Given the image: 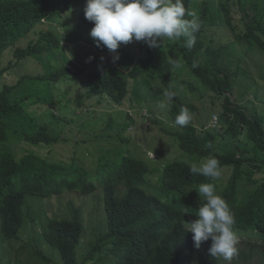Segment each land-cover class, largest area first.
<instances>
[{"label":"rangeland","instance_id":"obj_1","mask_svg":"<svg viewBox=\"0 0 264 264\" xmlns=\"http://www.w3.org/2000/svg\"><path fill=\"white\" fill-rule=\"evenodd\" d=\"M60 1L63 0H55ZM71 1L70 9L37 23L2 54L0 70L4 72L0 90L6 86L13 88L11 100L23 99V113L16 120L0 123V152H10L18 159L34 155L52 162L70 161L74 157L89 170H94L100 160L128 155L148 166L146 178L158 186L170 163L180 161L199 166L203 160L181 149L175 134L182 127L175 124L171 113L175 104L178 112L181 107L189 109V124L196 127L199 136L208 131L217 136L219 153L247 154L245 169L253 176L245 178L264 179V148L249 137L246 126L236 135L225 133L228 124L220 114L223 97L212 92L190 70L177 48L180 41L165 39L155 47L159 64H148L146 54L135 40L122 43L118 49L120 59L113 62L114 54L106 47H96L80 23V10L86 0ZM221 1L232 11L236 32L244 36L254 16L264 24V0H189L188 6L201 27L206 48L200 56V66L204 68L209 62L212 68L215 63L230 73L233 92L227 95L249 117L257 116L264 131V53L251 42L237 40L226 25ZM205 7L209 15L203 20ZM46 32H52L60 40L57 48L37 57L22 58L16 54L17 48H27ZM256 34L264 41V34ZM112 72L129 81V93L121 105L106 95L88 94L92 76L105 77ZM218 76L223 78L224 74L218 72ZM165 93L171 94L172 99L168 100ZM162 102L164 108L160 107ZM41 130L53 142L42 141L37 145L29 139ZM232 174L233 167H223L218 180L225 184ZM28 203L19 240H5L0 229V264H64L58 249L47 243L42 234L51 217L69 220L76 210L81 214L86 230L79 255L86 253V243L106 221L101 192L88 196L65 194L52 200L30 199ZM236 247L234 258L220 264H246L240 255L244 246L237 243ZM255 259L260 260V256ZM256 260L252 264H258Z\"/></svg>","mask_w":264,"mask_h":264},{"label":"trees","instance_id":"obj_2","mask_svg":"<svg viewBox=\"0 0 264 264\" xmlns=\"http://www.w3.org/2000/svg\"><path fill=\"white\" fill-rule=\"evenodd\" d=\"M72 5L71 0H0V63L2 54L29 34L37 23L61 15ZM184 5L188 11L189 0ZM84 6L85 3L80 10V23L90 34L94 23L85 18ZM220 8L227 27L237 40L251 42L264 53V41L256 34H264L260 18L254 16L253 23L247 24L248 31L241 36L236 32L232 11L222 1ZM208 15L209 9L205 7L203 20ZM194 35L196 43L191 50L183 46L184 38L177 48L204 85L223 97L220 114L228 124L225 133L236 135L246 126L249 137L264 148L260 119L255 115L249 117L227 95V92H233L230 73L215 63H212V68L209 62L204 68L200 66V56L206 50L201 27ZM59 44L60 40L52 32H46L37 42H30L27 48L19 47L15 51L22 58L37 57L54 50ZM139 49L146 54L148 64H159L160 56L155 47L140 41ZM3 72L0 70V77ZM218 72L224 77L218 76ZM89 85V95H106L118 105L124 102L130 88L129 81L114 72L105 77L92 76ZM11 89L6 86L0 90V123L16 120L23 113V99L11 100ZM171 113L174 118L179 113L175 104ZM181 129L175 135L184 153L199 159L214 156L221 168L233 167V174L225 184L192 174V165L180 161L167 165L161 184L155 186L146 178L150 172L148 166L128 155L100 160L94 170H89L79 165L74 157L70 161L52 162L34 155L18 159L10 152H0L1 234L7 241L19 240L30 199L52 200L65 194L88 196L101 192L106 207V223L86 243L88 252L83 255L81 263L77 257L85 231L81 214L76 210L71 220L54 217L47 220L42 234L47 243L58 249L64 264H220L223 259L217 260L209 252L211 239L196 249L192 233L186 232V222L197 219L195 214L200 205V197L194 189L200 183H213L216 193L225 199L234 213L233 228L239 238L237 243L244 246L240 255L245 263L252 264L255 257L260 256L256 261L264 264V179L245 178V175L253 176L245 169L247 154L219 153L217 136L211 131L199 136L191 124ZM29 139L37 145L42 141L46 144L53 142L43 130Z\"/></svg>","mask_w":264,"mask_h":264},{"label":"clouds","instance_id":"obj_3","mask_svg":"<svg viewBox=\"0 0 264 264\" xmlns=\"http://www.w3.org/2000/svg\"><path fill=\"white\" fill-rule=\"evenodd\" d=\"M84 13L85 18L94 23L90 37L95 46L106 47L114 54L113 62L120 59L118 49L121 44H128L133 40L142 41L149 47H157L165 39L180 41L184 38L183 46L191 50L196 43L194 34L200 27L195 14L186 11L183 0H86ZM186 16L193 18L187 19ZM165 96L168 100L172 99L169 93H165ZM160 107L164 108L165 104L162 102ZM190 120L189 110L181 107L175 117V124L184 127ZM190 172L216 181L221 177V166L216 157L209 156L199 166L193 164ZM194 190L198 192L200 205L195 214L197 219L186 222V232L192 233L196 249H200L203 242L211 239L210 254L217 260L230 262L237 254L238 242L233 228L234 213L225 199L216 193L213 183H200ZM104 209L106 215L105 202ZM83 220L81 218L86 230ZM105 223L106 221L103 226ZM85 252H88L87 246ZM77 255L81 263L83 255H79L78 251Z\"/></svg>","mask_w":264,"mask_h":264},{"label":"bare ground","instance_id":"obj_4","mask_svg":"<svg viewBox=\"0 0 264 264\" xmlns=\"http://www.w3.org/2000/svg\"><path fill=\"white\" fill-rule=\"evenodd\" d=\"M187 108V107H186ZM189 110V109H188Z\"/></svg>","mask_w":264,"mask_h":264}]
</instances>
